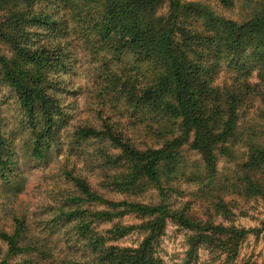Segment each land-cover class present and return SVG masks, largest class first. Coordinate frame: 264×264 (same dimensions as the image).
Here are the masks:
<instances>
[{
	"label": "trees",
	"instance_id": "16d2710c",
	"mask_svg": "<svg viewBox=\"0 0 264 264\" xmlns=\"http://www.w3.org/2000/svg\"><path fill=\"white\" fill-rule=\"evenodd\" d=\"M74 38L96 65L105 105L74 131L77 147L90 144L97 179L78 167L60 175L68 187L57 193L54 222L72 228L69 249L84 246L66 262L165 264L157 251L173 224L187 233L176 264H239L243 244L259 230L219 220L232 222L236 198L264 199V1L237 22L200 1L0 0V41L10 52L0 54V84L17 98L38 160L64 116L63 68ZM223 72L231 73L225 82ZM251 107L259 122L244 128L242 113ZM187 146L201 156L202 169L192 171ZM241 146L233 176L219 181L221 159L236 161ZM13 166L0 118L3 180L11 181ZM182 182L197 191L179 202L173 198H186ZM150 191L156 200L142 201ZM128 218L137 223H124ZM13 223L12 232L0 228L7 247L0 264H31L37 253L53 258L26 217ZM136 233L143 236L138 246L118 245Z\"/></svg>",
	"mask_w": 264,
	"mask_h": 264
},
{
	"label": "rangeland",
	"instance_id": "374dc122",
	"mask_svg": "<svg viewBox=\"0 0 264 264\" xmlns=\"http://www.w3.org/2000/svg\"><path fill=\"white\" fill-rule=\"evenodd\" d=\"M188 2L200 1L211 5L217 13L227 19L243 22L250 18L253 9L264 0H231V5H223L219 0H186ZM73 41V42H72ZM63 42V40L61 41ZM70 60L66 63L64 84L66 90L62 94L63 106L66 108L64 116L58 119L55 128L54 140L45 154V158L38 160L32 155L34 142L31 127L24 117L17 98L12 90L0 84V118L2 120L3 135L8 141V151L12 158L13 174L9 182L0 175V228L8 232L13 230V217H26L34 237H42V243L53 249V258L45 259L38 253L30 256L31 264H68L66 259L80 257L83 253V244H73L70 247V237L73 230L70 226L56 219V208L60 204L57 193L65 189L64 179L60 177L65 170L78 167L81 172L87 173L95 181L94 170L90 164L89 151L86 144L76 146L74 131L86 121H93L96 114L103 109L105 100L98 94V75L96 65L91 57L85 54L76 38L70 40ZM0 54L10 56L8 47L0 41ZM230 72H223L220 81L230 79ZM63 80V75H62ZM122 121H132L130 116L119 111ZM244 128H249L259 120L256 108L244 109L241 117ZM57 131V132H56ZM86 145V146H85ZM88 146V147H87ZM87 147L86 151L82 150ZM84 153V154H83ZM244 148L239 147L236 161L221 159L219 164V181L233 176L237 162L243 157ZM184 157L192 167V171L203 168L201 156L189 147L184 148ZM9 175V173H7ZM185 191V199L176 197L179 202L190 199L196 191V185L181 184ZM110 198L122 200L124 197L110 195ZM232 222L220 219L226 225L235 224L245 229H258V234L250 235L243 244L239 257V264H264V199L255 198L245 200L236 198ZM156 200L152 191L146 193L142 201L150 203ZM126 224L137 223L134 218L124 220ZM54 224V225H53ZM105 225L101 229H108ZM44 236V237H43ZM141 234H132L118 242L124 247H136L142 241ZM187 233L179 227L170 224L165 236L161 239L157 255L165 264H176L185 257L187 251ZM0 248L7 251L6 245L0 242ZM45 248V247H44ZM207 253L202 251L201 259L206 260ZM19 262V261H18Z\"/></svg>",
	"mask_w": 264,
	"mask_h": 264
}]
</instances>
